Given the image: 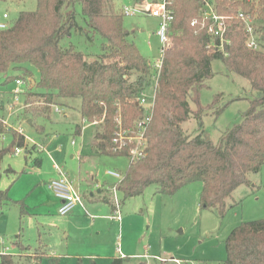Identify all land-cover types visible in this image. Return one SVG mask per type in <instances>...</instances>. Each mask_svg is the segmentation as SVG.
I'll list each match as a JSON object with an SVG mask.
<instances>
[{"label":"rangeland","instance_id":"374dc122","mask_svg":"<svg viewBox=\"0 0 264 264\" xmlns=\"http://www.w3.org/2000/svg\"><path fill=\"white\" fill-rule=\"evenodd\" d=\"M133 3L134 0H108L107 7L111 13L121 15L122 26L129 32L128 41L146 61L153 63L160 48L156 36L158 20L139 13L126 16L124 8L131 9ZM35 7L36 0H0V23L10 26L19 12L32 11ZM70 10L82 29L72 30L61 40L60 46L64 49L72 46L92 61L109 44L88 27L80 0L63 9V13ZM4 14L7 19L3 18ZM256 36L259 39L258 34ZM170 40L168 53L176 45L174 38ZM22 67L9 69L5 76L0 74V102H5L0 118L7 123H2L0 148L11 145L12 129L17 132L21 129L27 144L26 148H20L22 153H10L0 164V190L6 191L13 202L0 204V260L1 255H10L16 264H34L37 257L45 256L39 264H49L46 254H53L58 264L79 261L109 264L111 257L123 255V264H223L226 239L231 231L244 222L264 219V164L258 172L247 175L249 185L238 186L225 200L227 208L223 215L201 208L202 184L193 182L173 195L161 194L152 185L131 198H125L116 190L120 217L117 219V213L105 203L90 200V194L97 197V191L102 190L100 196H105L114 206L113 188L120 179L109 172H117L123 178L130 158L93 152L91 143L99 121L94 119L95 124H92L82 120L78 99L55 98L50 113L43 109L42 100L29 98L26 104L29 91L46 90L38 86L40 75L35 67L30 64ZM25 70L29 76L25 75ZM211 70L212 77L199 91L202 108L193 102L190 93L188 102L193 114L181 124V129L187 137L206 138L207 135L208 141L217 144L223 133L240 122L255 92L246 79L229 73L221 60L212 61ZM16 76H26V86L21 87L24 95L20 94L14 105L17 110L9 116L6 102L14 103L17 86L14 80L5 83V79ZM154 90L152 83L144 91L148 102ZM199 115L201 127L197 120ZM36 158L41 160L40 167L34 166ZM60 174L72 183L81 199L80 204L64 216L57 213L59 200L49 188V183ZM17 235L32 249L27 254L23 252L18 256L20 251L13 244Z\"/></svg>","mask_w":264,"mask_h":264},{"label":"trees","instance_id":"16d2710c","mask_svg":"<svg viewBox=\"0 0 264 264\" xmlns=\"http://www.w3.org/2000/svg\"><path fill=\"white\" fill-rule=\"evenodd\" d=\"M74 1L36 0L34 10L19 12L10 26L0 30V74L5 76L11 68L23 69V64L35 67L40 75L38 86L46 92L29 91L26 104L29 98L42 100L43 109L50 113L55 98L78 99L82 120L99 121L91 149L111 156H128V147L114 152L113 139L120 130L134 127L143 112L139 98L156 79L153 114L144 135V156L130 162L116 188L125 198H131L151 185L161 194L173 195L190 183L200 182L201 208L223 215L225 200L238 186L249 185L247 175L258 172L264 164V0L214 1L217 15L226 18L228 25L227 55L213 46L208 33L212 21L207 20L206 27L201 28L203 0H167L174 12L169 37L175 39L176 45L167 54L158 76L128 41L129 32L122 26L121 15L108 11V0H80L88 27L109 44L103 53L88 61L72 46L61 48L63 38L72 30L82 29L73 10L63 13ZM239 13L253 19L259 49L246 47L247 34ZM193 20L197 21L195 27L190 26ZM214 60H221L229 73L246 79L255 92L240 122L223 133L217 144L201 135L187 137L181 129L193 114L188 96L192 93L193 102L200 106L199 91L213 75ZM25 73L30 75L27 70ZM26 76L8 77L5 83L25 80ZM200 119L197 116L199 127ZM2 121L0 118V135L4 132ZM11 132V145L0 148V164L6 155L25 146V137L16 130ZM40 165L41 160L35 159L34 166ZM103 201L110 204L106 197ZM9 202L13 203L7 192L0 190V204ZM23 209L21 205V213ZM13 244L20 253L31 250L20 235L15 236ZM41 258L37 257L34 264H39ZM48 260L49 264H58L54 257ZM123 261L112 258L109 264ZM0 264L16 263L12 256L1 255ZM223 264H264V219L244 222L231 231Z\"/></svg>","mask_w":264,"mask_h":264},{"label":"built area","instance_id":"2783aa9c","mask_svg":"<svg viewBox=\"0 0 264 264\" xmlns=\"http://www.w3.org/2000/svg\"><path fill=\"white\" fill-rule=\"evenodd\" d=\"M204 7L199 14V18L201 19V28L206 27V21H212V24L208 27V33L212 37L213 46L223 53H225V45L229 44L230 41L227 39L226 34L228 32V25L226 24L223 16L217 15L214 7V0H203ZM170 3L167 0H135L133 7L131 9L124 8V13L126 16H131L136 13L147 15L154 19L158 20V30L156 32V36L158 37L160 48H159V56L153 62L150 63L152 69L157 73L162 69L163 62L167 57V54L171 47V40L169 37L170 27L172 22L174 21V12L170 8ZM4 19H7V15H3ZM238 19L243 23V28L247 34L246 36V47L250 50H257L260 48L259 41L256 36V29L253 23V19L248 15H244L243 13L238 14ZM197 25V21L193 20L190 22L191 27H195ZM7 25L0 23V30L6 29ZM217 40V41H215ZM156 79L154 80V85L156 86ZM15 85L17 89L14 91L13 95L14 103L6 102V111H9L11 116L14 109V105L18 102V96L20 94L24 95V91L21 87L26 86V82L23 79L15 80ZM139 104L143 108V112L139 119L135 122L134 127L131 130H120L115 134V138L113 139L114 144V152H121L124 148L128 147V157L130 158V162H134L137 159L144 156V147L145 140L144 135L148 124L151 121L153 108H154V96L150 102L145 98L144 93L141 94L139 98ZM15 110V111H14ZM57 113H60L59 110H55ZM12 113V114H11ZM8 116V117H9ZM3 124H7L6 120L3 119ZM92 124H95L92 123ZM8 127V125H7ZM11 128V127H8ZM12 129V128H11ZM18 133L22 135V130L19 129ZM22 153V149L16 148L14 154ZM109 175L116 179H122L120 174L117 172H109ZM49 188L54 192L55 197L59 200V207L57 213L61 216L67 215L70 213L77 204H80L81 199L78 194H76L73 190L72 183L64 176L61 175L52 180L49 183ZM116 190L117 188H113L114 195V209L115 213H117V219L119 217V201L116 198ZM120 258H123L121 255Z\"/></svg>","mask_w":264,"mask_h":264},{"label":"crops","instance_id":"0c3cea01","mask_svg":"<svg viewBox=\"0 0 264 264\" xmlns=\"http://www.w3.org/2000/svg\"><path fill=\"white\" fill-rule=\"evenodd\" d=\"M134 2H135V0H134ZM133 4H134V3H133ZM33 84H34V83L31 81V86H32ZM27 91H28V90H27ZM0 103H1V104H0V111H3V110H4L3 107H4L5 102H4V101H1ZM28 123L30 124L31 121L29 120ZM22 135H23V134H22ZM24 147L26 148V147H27V144H25ZM32 150H33V148H32ZM36 159H37V158H36ZM120 181H121V180H120ZM120 181H119V182H120ZM97 192H98V194H99L97 197L94 196L93 193L90 194V196H91V197H90V198H91L90 200H92V201H96V202H102V203L107 204V205L112 209V211H114V213H115V209H114L113 205H112L111 203L109 204V203H106V202L103 201V199L105 198V196H102V197L100 196V194H102V190H98ZM104 194H105V193H103V195H104ZM31 250H32V249H31ZM31 250H30V251H31ZM34 250H35V249H34ZM34 250H33V251H34ZM27 253H28V252H27ZM27 253H26V254H27ZM31 253H34V252H31ZM23 254H24V253H20V252H19V255H18V256H21V255H23ZM44 257H45V256H44ZM44 257H43V258H44ZM46 257H53V254H46ZM112 258H117V257H111V258L109 259V263H110V261H111Z\"/></svg>","mask_w":264,"mask_h":264},{"label":"water","instance_id":"95a60500","mask_svg":"<svg viewBox=\"0 0 264 264\" xmlns=\"http://www.w3.org/2000/svg\"><path fill=\"white\" fill-rule=\"evenodd\" d=\"M206 140H208L207 135H206Z\"/></svg>","mask_w":264,"mask_h":264}]
</instances>
